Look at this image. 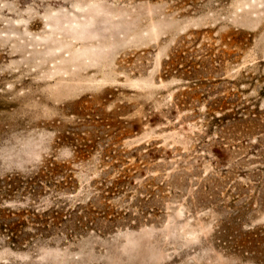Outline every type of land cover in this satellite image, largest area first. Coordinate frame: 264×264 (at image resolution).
<instances>
[{"label":"rangeland","instance_id":"rangeland-1","mask_svg":"<svg viewBox=\"0 0 264 264\" xmlns=\"http://www.w3.org/2000/svg\"><path fill=\"white\" fill-rule=\"evenodd\" d=\"M22 175L0 264H264V0H0Z\"/></svg>","mask_w":264,"mask_h":264},{"label":"trees","instance_id":"trees-1","mask_svg":"<svg viewBox=\"0 0 264 264\" xmlns=\"http://www.w3.org/2000/svg\"><path fill=\"white\" fill-rule=\"evenodd\" d=\"M226 103V101H224ZM38 182L34 179V176L31 175H22V176H15L12 178L11 176H8V178H1L0 179V193H9L10 191H18L20 189H28L30 192L36 191ZM84 208V207H83ZM86 209L91 210L89 206L86 207ZM84 210V209H83ZM56 213H59V211L56 209ZM24 213L27 214V218H21L18 216L23 215V213H17L15 211L9 210L7 213H1L0 212V229H4L9 231L7 234L8 239L13 244H19L23 245L26 243V241L32 240L34 237L30 236L29 232H25L23 229L26 227H30L32 229H39L36 228L31 224L35 223V217H37V214L35 211H32L30 209H26ZM30 213H32L34 216L31 217ZM47 213H45L46 216ZM16 215V217H15ZM57 222L53 221L49 223L47 220L43 222V228L46 231H49V227L52 225H56ZM30 225V226H29ZM23 227V228H22ZM22 228V229H21ZM18 231L23 232V234H20ZM59 261H62V259H58Z\"/></svg>","mask_w":264,"mask_h":264}]
</instances>
